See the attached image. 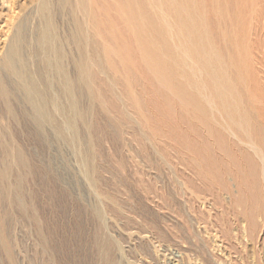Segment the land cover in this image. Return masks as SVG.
Instances as JSON below:
<instances>
[{
  "label": "bare ground",
  "instance_id": "obj_1",
  "mask_svg": "<svg viewBox=\"0 0 264 264\" xmlns=\"http://www.w3.org/2000/svg\"><path fill=\"white\" fill-rule=\"evenodd\" d=\"M70 42L78 50L75 78L66 70ZM82 94L104 112L114 106L129 119L131 109L144 124L154 122L145 139L173 142L184 198L219 233L228 259L264 264V0H0V246L7 264H15L7 220L21 200L22 169H31L33 128L54 122V112L72 127ZM12 124L29 145L16 141ZM114 247L102 236L100 264H116Z\"/></svg>",
  "mask_w": 264,
  "mask_h": 264
},
{
  "label": "rangeland",
  "instance_id": "obj_2",
  "mask_svg": "<svg viewBox=\"0 0 264 264\" xmlns=\"http://www.w3.org/2000/svg\"><path fill=\"white\" fill-rule=\"evenodd\" d=\"M68 18L63 27L72 32ZM67 48L66 70L75 78L78 50L73 42ZM79 98L72 127L64 128L66 115L54 112V122L33 128L31 169H22L21 200L7 220L15 264H100L102 236L115 243L116 264H233L219 233L199 221L184 198L173 142L150 143L145 136L155 123L144 124L131 109L126 119L117 107L104 112L85 95ZM16 129V141L26 146V133ZM0 263L7 264L1 246Z\"/></svg>",
  "mask_w": 264,
  "mask_h": 264
}]
</instances>
